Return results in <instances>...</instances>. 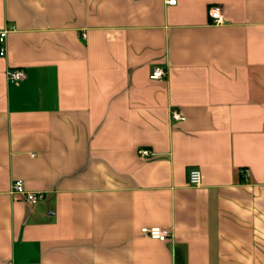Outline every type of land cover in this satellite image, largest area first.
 I'll return each instance as SVG.
<instances>
[{
  "label": "crops",
  "instance_id": "crops-1",
  "mask_svg": "<svg viewBox=\"0 0 264 264\" xmlns=\"http://www.w3.org/2000/svg\"><path fill=\"white\" fill-rule=\"evenodd\" d=\"M168 1L0 0V264H264V0Z\"/></svg>",
  "mask_w": 264,
  "mask_h": 264
},
{
  "label": "built area",
  "instance_id": "built-area-1",
  "mask_svg": "<svg viewBox=\"0 0 264 264\" xmlns=\"http://www.w3.org/2000/svg\"><path fill=\"white\" fill-rule=\"evenodd\" d=\"M176 0H169L168 4H175ZM208 16L213 25H222L225 20L222 12V8L219 5H212L208 10ZM9 28H4L0 31V56H5L7 54V41L6 37ZM167 72L162 66H155L152 68L150 78L154 80L162 79L166 76ZM8 82L10 84H16L20 80L25 77V71L19 68H9L7 70ZM171 117L174 120H184L185 117L182 113L177 110H173L171 113ZM142 154L148 155V151H142ZM201 171L198 168H191L188 172V183L190 186H200L201 184ZM12 193L21 195L24 200L30 204H36L44 198L43 192H34L28 191L24 188L23 182L21 180L14 181L12 183ZM141 233L145 237H149L151 239H156L160 241L168 240L172 235L168 229L161 227H142Z\"/></svg>",
  "mask_w": 264,
  "mask_h": 264
}]
</instances>
